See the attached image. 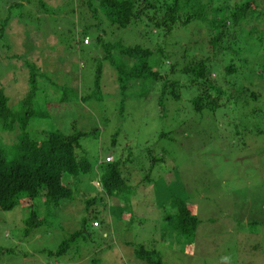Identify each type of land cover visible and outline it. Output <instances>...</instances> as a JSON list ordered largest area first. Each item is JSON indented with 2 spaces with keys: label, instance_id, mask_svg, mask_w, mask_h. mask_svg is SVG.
I'll list each match as a JSON object with an SVG mask.
<instances>
[{
  "label": "rangeland",
  "instance_id": "374dc122",
  "mask_svg": "<svg viewBox=\"0 0 264 264\" xmlns=\"http://www.w3.org/2000/svg\"><path fill=\"white\" fill-rule=\"evenodd\" d=\"M40 1L46 5L47 14L39 12V0H0V27L8 18L0 39V89L8 97L9 106L16 107L28 92L25 61L36 66L45 80L35 101L44 114L46 104H50L48 110L53 116L40 117L37 125L41 126H36V131L70 133V123L75 121L77 131L87 134L80 140L79 155L87 158L92 171L81 177L80 185L72 189V199L60 207L42 210L39 200L33 203L43 222L26 239L23 223L30 213L28 208L18 204L9 212L0 210V248L13 252L0 257V264H146L135 257L132 247L142 243L161 254L162 264H264V46L255 47L252 38L237 57L231 53L223 60L217 53L216 59L212 58L217 66L212 77L221 80L223 66L232 60L239 70L233 76L237 82L233 86H247L252 81L256 101L242 102L234 97L229 102L221 100L216 113L196 114L190 101L197 96V89L182 87L178 101L165 98L162 114L157 105L159 87L153 86L146 95L134 81L125 97L121 96L115 68L102 60V45L120 42L123 47L162 49L163 55L156 54L149 62L156 64L155 70L165 79L189 86L186 76L170 75L169 70L171 66L182 67L184 58L182 54L177 57V51L199 36L193 27L201 34L202 50L212 53L205 26L193 22L165 36L163 30L155 31L144 20L126 29L112 27L100 13L98 20L106 31L101 42L95 41L98 33L93 29L87 34L90 45L78 48L74 45V23L96 22L88 19L87 0ZM76 2L81 9L73 12ZM257 5L264 10V0H257ZM9 6H14L12 11L7 10ZM19 14L24 15L21 23L15 17ZM244 25L264 31V18L249 19ZM261 35L258 33L259 39ZM111 55L114 65L122 60L117 50ZM246 56L249 63L241 68L239 60H246ZM196 57L190 54L185 62ZM99 64L101 89L97 101H75L72 108L54 105L60 97L56 84H64L61 95L64 92L67 101L72 92L81 97L90 95ZM161 133L168 135L160 137ZM15 137L16 133H0L7 146H12ZM106 157L118 161L128 179V192L116 199L99 194L96 168ZM156 157H162L163 163L157 164L151 174L154 189L136 185ZM89 199L95 203L87 209ZM174 199L184 201L199 220L188 241L171 235L166 226L165 217L174 213ZM118 205L123 207L115 213ZM84 218L88 235L66 255L48 256V251H55L70 234L79 231ZM95 218L103 222L102 226Z\"/></svg>",
  "mask_w": 264,
  "mask_h": 264
},
{
  "label": "trees",
  "instance_id": "16d2710c",
  "mask_svg": "<svg viewBox=\"0 0 264 264\" xmlns=\"http://www.w3.org/2000/svg\"><path fill=\"white\" fill-rule=\"evenodd\" d=\"M94 1H96L95 5L93 4ZM94 1L87 0L86 6L90 12L88 19L96 22L94 24H90L87 21L74 23L77 29L75 35L76 44L74 45L78 48H81L83 45H90V38L87 34L93 29L98 33L95 41L97 43L101 42V36L106 31L102 28L101 21L98 20L100 13L110 26L119 29H126L132 23L144 20L152 24L155 31L163 30L165 36H168L173 30L186 27L193 22L200 23L207 30L205 33L208 37L207 46L211 48L213 54L202 50L200 46L201 34L193 27V30L199 36L193 39L194 41L189 40L183 43L182 50L177 51V57H179V54H182L184 58L181 62L183 64L182 67L177 69L176 66L170 65V75L179 74L182 77L186 76L188 79L184 78L190 84L189 86H182L179 81L165 79L163 75L155 70L156 64L149 62L156 54L162 56V49L150 50L140 46L123 47L120 42L102 45V60L108 61L115 68L119 92L123 98L129 90L131 82L135 81L142 86L141 93L145 92L146 95L152 91L153 86L154 88L159 87V90H157V105L162 114L165 111V98L170 97L174 101H178L181 98L180 91L182 87L185 89L186 87L197 89V96L190 101L191 108L196 114H203L205 112L216 113L220 108L221 100L225 99L228 102L234 97L242 102L249 100L256 101L258 99L256 93L253 91L252 81L247 86H233L237 83L233 76L235 77L239 70L237 65H233L232 60L231 63L226 62L223 66V77L221 80L216 76L212 77V74H215L213 70L217 67L212 58H215L217 53H221L223 60L227 56H230L231 53L233 57H237L239 51L240 54L245 52L246 42L252 38L254 39L253 45L255 47L259 45L264 46V31L258 32L255 30L256 27L246 29L244 25L249 19L264 18V10L258 7L257 0H235L233 3L230 0ZM39 3L41 9L39 12L47 14L48 10L44 2L39 0ZM82 5L83 3L80 4V7ZM14 6L18 8L22 5L14 4ZM14 6H9L7 10L12 11ZM79 9L81 8H78L76 2V10H73V12H78ZM22 16L24 15L19 14L15 16L20 23ZM7 20L8 18L0 27V39L3 38ZM258 33L262 34L260 39L258 38ZM85 39L86 42L84 43ZM73 42V40H70L71 44ZM238 47L240 48L239 50L237 49ZM65 48H68V45H65ZM114 50L118 51L122 59L116 65H114V58L111 55ZM191 50L194 52H190ZM255 51H257V48ZM190 54L197 57L195 58L196 60L187 63L185 61ZM167 60H170L169 55ZM128 61L133 62L132 66L128 65ZM239 62L242 66L241 68L245 67L249 63L248 57L246 56V60H239ZM25 67L28 73V92L16 107L11 108L9 106L8 97L4 93V90L0 89V133H16V140L12 146H7L0 139V210L9 212L18 204H22L25 208H28L30 213L23 223L25 226L24 239L30 234L35 233L42 226L43 220L39 218L38 211L34 209L33 203L39 200L40 204L38 206L42 210L47 206L60 207L61 203L72 199V189H76L77 186L74 185H80L81 177L92 171V166L87 158L83 157V154L79 155L81 152L80 140L87 134L77 131L75 121L70 123V127L72 126L70 133L56 129L51 131H47V129L36 131V126H41L37 125L42 120L40 117L52 115L48 110L50 104H46L44 114L41 113L42 107L37 106L35 101L39 87L45 80V76L31 63L25 61ZM261 67L264 68V66ZM100 79L101 65L99 64L96 68L93 90L90 95L81 97L77 93L72 92L69 101L66 100L67 95L64 92L61 95V89H66L64 84H56V90L59 95L55 93V96L57 94L60 97L54 101V105L65 104L72 108V103H75V101L76 103L87 102L92 99L97 101L96 97H99L101 89ZM221 81H224L222 83L224 87L220 85ZM234 92H237V95ZM166 135L168 134L161 133L160 137ZM162 163V157L152 158L149 170L145 171L140 177L137 176L138 183L136 185L144 188L148 186L154 189L152 188L153 179L151 178V174L154 167ZM96 171L101 191L99 194L103 198L116 199L128 192V179L123 176L118 161H114L112 158L111 162H105L104 159L103 162L98 164ZM132 176L130 175V180ZM172 202L174 213L165 217V221H167L166 226L170 228L171 235L178 239L185 238L188 241L195 234L199 220L191 213L184 201L174 199ZM94 203L95 201L89 199L86 202L87 209L91 208ZM118 206L114 210H117L115 213L120 212V209L123 207V205L120 208ZM139 206L140 204H137L136 207ZM97 220L102 226L103 222L99 219ZM87 226V219H82L79 231L70 234L68 238L60 243L55 251H48L47 255L50 257L66 255L72 246L79 242V239L83 240L88 235L86 234ZM129 245L131 244H126V246ZM132 247L135 248L134 254L138 260L146 264H162L161 254L154 249L147 248L144 243L138 246L132 245ZM174 251L177 252V248ZM12 253L11 249L0 248V257Z\"/></svg>",
  "mask_w": 264,
  "mask_h": 264
},
{
  "label": "built area",
  "instance_id": "2783aa9c",
  "mask_svg": "<svg viewBox=\"0 0 264 264\" xmlns=\"http://www.w3.org/2000/svg\"><path fill=\"white\" fill-rule=\"evenodd\" d=\"M112 161V157H106L105 158V162H111Z\"/></svg>",
  "mask_w": 264,
  "mask_h": 264
}]
</instances>
